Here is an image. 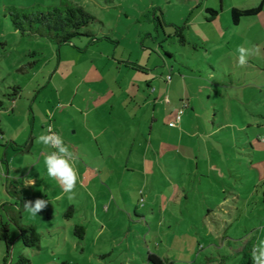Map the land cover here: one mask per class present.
Wrapping results in <instances>:
<instances>
[{"label":"rangeland","instance_id":"374dc122","mask_svg":"<svg viewBox=\"0 0 264 264\" xmlns=\"http://www.w3.org/2000/svg\"><path fill=\"white\" fill-rule=\"evenodd\" d=\"M64 2L81 7L95 18L80 30L95 37V42L80 35L72 45L57 48L46 39L22 36L8 16L9 8H47ZM259 3L260 0H0V101L4 104L0 127L7 130L3 139L0 136V217L10 224V248L6 254L0 241V264H16L21 255L30 264H149L148 253L167 257L174 264H240L245 248L251 257L253 246L264 239V184L255 188V195L250 192L257 181L264 180L261 167L259 174L255 170L247 173L244 186L240 180L229 179L242 191L239 205L234 204L236 196L230 185L222 187L221 195L206 197L202 187H211L204 178L179 175L177 158L189 156V137L177 135L173 123L164 122L161 131L154 128L149 136L154 147L149 155L160 156L161 168L148 176L146 189H137L136 194L129 190L133 207L121 201L124 213L113 206L106 213L108 199L96 201V174L92 170L96 168L99 147L85 118L86 113L88 120L96 118V108L109 109L108 106L117 115L125 107L134 106L132 98L137 93L153 101L146 87L152 80L164 82L165 90L171 88L176 96L194 90L206 95L211 91L204 82L207 79L195 71V60H202L205 53L197 44L201 46L205 41L212 48H222L219 53L233 56L247 28V19L241 18V24L234 25L230 12L255 8ZM204 66L199 68L204 70ZM14 87L19 88L16 96ZM127 94L130 98L123 103L122 97ZM202 94L199 97L203 98ZM108 97L110 102L106 103ZM203 101L209 106L206 97ZM209 115L212 117V112ZM49 127L63 137L71 152V145H75L79 158H85L82 160L87 163L80 165L83 174L77 183L82 187L76 185L75 200L70 201L60 185L47 176L44 156L52 149L38 144L37 137L48 133ZM9 130L13 131L12 141ZM231 133H214L210 138L227 137L231 145L237 138L245 141L248 133L254 140L252 130ZM160 138L163 143L157 142ZM78 139L82 147L76 143ZM232 149L233 154L247 151L240 146ZM255 151V159L264 161V149L256 147ZM213 153L217 154L216 150ZM7 160L11 169L6 174ZM24 176L35 180V185L26 187ZM12 179L24 201H49L38 216L25 210L22 215L23 223L38 232L39 249L22 246L17 228L1 205L14 203L6 192ZM216 184L217 180L212 179V185ZM152 188L154 193L150 195ZM204 198H208L207 204ZM9 204L5 206L8 211L14 208ZM75 226H83V240L74 236Z\"/></svg>","mask_w":264,"mask_h":264},{"label":"crops","instance_id":"0c3cea01","mask_svg":"<svg viewBox=\"0 0 264 264\" xmlns=\"http://www.w3.org/2000/svg\"><path fill=\"white\" fill-rule=\"evenodd\" d=\"M260 4L262 9L259 13L242 17L247 19L245 20L247 28L244 29L243 38L238 46L258 47L259 49L257 54L249 57L246 66L239 67L237 65V54L230 55L231 57L227 54H221L219 51L222 48L217 46L212 48L211 45H205V41L201 46L197 44L199 49H202L203 46L205 53L202 52L203 61L201 59L195 60L197 67L195 71H198V74H204L207 79L204 82L209 85L211 91L206 95H203L201 90H194L193 92L184 91L181 96H176L171 88L168 91L165 90L167 84L165 86L164 82L160 80H156V82L152 80L147 82L146 87L152 93L153 101L150 102L148 97L137 93L132 98V101L135 102L134 106L125 107L117 115L114 113V109L109 106V109L103 110L96 108V118L92 117L88 120L89 114L86 113L85 124L89 123L96 145L99 147L96 149V168L90 166L96 174V201L108 199V205L104 207L106 213L112 206L117 211L124 213V210L121 209V201L128 208L133 207L129 190L136 194L137 189H146L148 176L161 168L160 156L157 154L149 155V152L152 153L154 150L152 138L149 136L151 137L154 128L158 132L161 131L165 127L164 122L173 123L174 127L172 128L177 131V135L189 137L188 145L191 147L189 156L177 158L180 163L179 168H181L179 175L180 177L191 176L195 179L204 178L205 183L211 187H202L206 197L207 194L217 196L223 190V186L230 185L233 195L236 196L234 204L239 205L237 201L242 200V191L238 184H230L229 179L240 180V184L244 186L247 173L255 170L259 174L261 168L264 172V161L260 158L255 159V148L264 149V0H260ZM241 21L240 19L236 25L241 24ZM224 60H226V64H224ZM201 65H205L204 70L199 68ZM191 72L193 73V70ZM199 94H202L203 98L199 97ZM205 97L209 106L204 105ZM129 98L130 95L128 94L123 96L122 102L125 103ZM108 99H106V103L110 102ZM165 99L168 102H165ZM183 103L186 104V107L183 109L180 120L176 122V116ZM158 107H161V110ZM217 110H220L219 116L216 114ZM211 112L212 117L209 115ZM247 130L253 131V141L248 133H245V141L237 138V142H232L231 145L228 144L229 139L227 137L222 138L221 136L220 140H211L210 138V136H214V133L232 131L237 134ZM6 131L0 127L2 139ZM9 132L12 141L11 133L13 131L9 130ZM75 133L76 131H74ZM157 134L159 136V133ZM160 139L157 142L163 143ZM76 143L82 147L80 139ZM30 144L31 142L28 145ZM71 146L76 157L74 166L80 178L83 174L80 165L87 163L82 160L85 158H79L80 155L76 151L75 145L72 144ZM237 146L245 148L247 151L242 153L234 150L237 153L233 154L230 149L237 148ZM150 148H152L151 151ZM214 150L217 153L215 155H213ZM6 165L7 174L8 170L11 169V163L7 160ZM185 166L188 168L183 170ZM28 176L32 177L30 174ZM28 176H24L25 185L35 181L31 178L28 179ZM212 179L217 180L215 186L212 185ZM11 181L16 182L15 179ZM262 184H264V180L257 181L251 187L252 195H255V188ZM77 186L82 187L78 183ZM6 187L8 188V185ZM149 192L152 195L154 189L152 188ZM124 197H127L128 200L126 201ZM204 199L207 204L208 198ZM223 201L227 202V198ZM4 203L9 204V202H3L1 205ZM150 203L155 206L154 201L151 200ZM261 203L264 204V195ZM97 205L102 206L99 203ZM178 208L179 214H182L181 206ZM205 208L208 207L205 206ZM217 208L223 210L226 207L218 206ZM150 210L152 211V208ZM134 211H138V208L134 207ZM193 215L196 216L195 213ZM205 216L207 220L208 215ZM177 217L179 216L177 215ZM0 219L2 220L1 217Z\"/></svg>","mask_w":264,"mask_h":264},{"label":"trees","instance_id":"16d2710c","mask_svg":"<svg viewBox=\"0 0 264 264\" xmlns=\"http://www.w3.org/2000/svg\"><path fill=\"white\" fill-rule=\"evenodd\" d=\"M262 5L247 10L232 9L230 12L231 20L234 25L238 24L239 20L245 16H252L259 13ZM210 13L212 11L207 10ZM8 16L12 27L18 31L22 36H36L46 39L57 48L62 46L72 45L74 38L78 36L90 37V42H95L97 39L89 34H82L80 30L89 26L95 21V18L85 12L81 7L62 3L60 6L47 8H32V9H16L9 8ZM181 43H184V37L180 34ZM16 96L19 93V88L14 87ZM3 102L0 101V111L3 109ZM1 134V133H0ZM8 194L14 199L12 210H6V203L2 204L8 219L17 228L19 239L24 248L39 249V234L31 225L23 223V203L22 192L17 186V182L11 181L8 184ZM70 210V209H69ZM10 224L0 219V241L4 243L6 254L10 248L9 241ZM74 236L78 239H83V226H75L73 231ZM147 261L149 264H174L167 257H160L154 253L147 254ZM16 264H30V260L26 256H19ZM60 264H68L62 262ZM240 264H252L249 249H244V257Z\"/></svg>","mask_w":264,"mask_h":264},{"label":"clouds","instance_id":"9594fccd","mask_svg":"<svg viewBox=\"0 0 264 264\" xmlns=\"http://www.w3.org/2000/svg\"><path fill=\"white\" fill-rule=\"evenodd\" d=\"M258 47H244L238 46L236 49L237 65L244 67L248 63L250 56L257 54ZM37 143L45 147V149H52L44 156V166L47 176L55 180L61 187L62 192L67 194V198L75 200L76 185L78 182V171L75 168V160L73 152L65 144L63 137L55 132L49 131L46 134H41L37 137ZM35 181L26 187L34 186ZM49 201L42 198L35 200H25L23 203L24 210L31 216H38L48 206ZM264 231V228H261ZM252 264H264V239H260L256 245L253 246L251 252Z\"/></svg>","mask_w":264,"mask_h":264},{"label":"built area","instance_id":"2783aa9c","mask_svg":"<svg viewBox=\"0 0 264 264\" xmlns=\"http://www.w3.org/2000/svg\"><path fill=\"white\" fill-rule=\"evenodd\" d=\"M185 107H186V104L183 103L181 109L178 111V114H177V116H176V122H178V121L180 120V117H181V115H182V113H183V109H185ZM172 125H174V124H172ZM49 131H51V128H50V127L48 128V132H49ZM51 132H52V131H51Z\"/></svg>","mask_w":264,"mask_h":264}]
</instances>
